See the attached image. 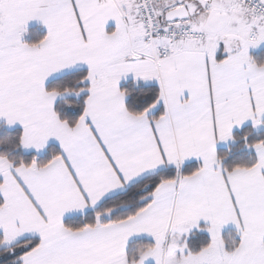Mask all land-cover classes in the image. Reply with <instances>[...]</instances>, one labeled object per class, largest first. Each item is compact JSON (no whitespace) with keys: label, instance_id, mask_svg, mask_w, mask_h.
Masks as SVG:
<instances>
[{"label":"snow or ice","instance_id":"1","mask_svg":"<svg viewBox=\"0 0 264 264\" xmlns=\"http://www.w3.org/2000/svg\"><path fill=\"white\" fill-rule=\"evenodd\" d=\"M264 0H0V264H264Z\"/></svg>","mask_w":264,"mask_h":264},{"label":"trees","instance_id":"2","mask_svg":"<svg viewBox=\"0 0 264 264\" xmlns=\"http://www.w3.org/2000/svg\"><path fill=\"white\" fill-rule=\"evenodd\" d=\"M255 55H257V56H264V50L255 53Z\"/></svg>","mask_w":264,"mask_h":264}]
</instances>
